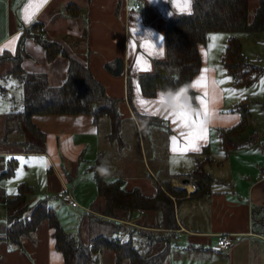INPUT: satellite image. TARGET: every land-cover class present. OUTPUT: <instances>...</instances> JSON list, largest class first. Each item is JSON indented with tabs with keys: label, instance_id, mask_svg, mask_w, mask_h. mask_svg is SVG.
Segmentation results:
<instances>
[{
	"label": "crops",
	"instance_id": "1",
	"mask_svg": "<svg viewBox=\"0 0 264 264\" xmlns=\"http://www.w3.org/2000/svg\"><path fill=\"white\" fill-rule=\"evenodd\" d=\"M257 3L258 0H248L251 16ZM135 5L140 8L130 9ZM182 8L183 0H47V3H41V0H0V60L3 58L0 61V174L5 171L10 158L16 160L14 174L0 180V238L9 227L10 211L6 208V201L15 195L13 193L20 184L33 188L26 198L29 207L46 200L47 193H56L57 196L66 192L77 206L65 204L92 218L89 214L96 213V205L103 203L95 182L94 190L90 185L88 188L79 185L76 166H80L77 159L83 160L81 157L86 150L87 143L83 138H91L95 145H99L104 137L112 144L108 139L109 123L108 133L102 134L99 126L103 118L95 125L87 115H35L31 121L45 135L42 142L20 118L7 120L11 111H22L23 89L9 74L13 67L12 58L17 54L21 56V67L26 72L45 74L50 86L58 87L66 79L67 58L57 56L48 62L43 48L26 35L29 26L36 22L43 26L45 39L60 44L71 58L86 65L92 76L104 86L107 96L118 101L121 121L135 122L134 114L137 113L155 119L160 115V120L164 118L168 122L167 128L154 125L147 138L146 155L142 153L146 175L140 184L129 176L108 178L114 167L104 164V153L95 152L93 148L96 158L89 166L101 158L102 165L111 168L107 179L121 180L126 191L137 189L152 197L161 184H169L186 192L183 198L171 197L174 229L158 226L159 211H134L131 214L120 211L118 218H108L114 226L113 239L130 241L142 256L166 251L161 264H264V146L261 145L264 141V100H243L236 98V93L231 95L232 98L227 96L229 88L232 92L241 89L233 86L221 65L228 36L217 37L219 33H211L207 41L198 46L201 66L190 84L194 97L188 93L177 97L170 91L145 97L139 86V75L151 71L153 62L165 56L168 20L174 15L189 14ZM29 16L30 21L27 20ZM212 40L218 43L217 47H211ZM21 41L22 52L19 51ZM239 41L245 56L244 44L241 39ZM117 59L123 63V72L114 76L105 65ZM262 76L250 86L259 84ZM128 80L131 85L130 102ZM193 82L199 83L193 87ZM162 94L163 102H158ZM201 98L206 102L207 112ZM245 100L248 101V125L237 137L235 146L225 151L219 131L234 128L240 123L241 117L234 107ZM250 103L259 109L251 111ZM180 112L187 113V122L177 118ZM72 135L82 140L74 142ZM59 138L66 140L59 143ZM32 145L37 146L40 152L25 150ZM122 147L116 145L120 153ZM159 151L162 153V165L157 163L161 155ZM72 156L75 162L69 160ZM23 158H39L40 161H27L28 164L23 165L29 180L14 181ZM204 159L207 162H203ZM152 160L155 163H151ZM199 164H203L212 181L208 194L191 197L195 190L194 179L187 180V175ZM37 170L45 173L44 188L38 180L31 178L32 172ZM12 178L13 181L8 182ZM69 183L72 184L71 190ZM188 186L192 187L191 191ZM49 207L58 220L55 209ZM29 215L30 212L25 214L26 217ZM129 235L133 238L124 240ZM220 236L232 239V245L225 251L212 249ZM73 238L86 244L91 240L82 226L77 227ZM63 262L47 221H41L31 234L23 236L19 245L0 241V264ZM97 264H116L114 253L102 251Z\"/></svg>",
	"mask_w": 264,
	"mask_h": 264
},
{
	"label": "trees",
	"instance_id": "2",
	"mask_svg": "<svg viewBox=\"0 0 264 264\" xmlns=\"http://www.w3.org/2000/svg\"><path fill=\"white\" fill-rule=\"evenodd\" d=\"M211 33L229 35L221 56V65L235 88L248 87L262 76L263 68L245 58L241 42L233 34L264 33V0H258L252 16L249 12L248 0H192L191 13L174 15L166 23L165 56L153 62L151 71L139 75L138 82L142 94L145 97H155L158 92L170 91L177 97L182 93L194 97L190 84L201 66L198 46L205 43ZM26 35L43 48L48 62L53 61L57 56L67 58V75L60 86L52 87L45 74L26 72L21 67V56L17 54L12 58L13 67L9 74L23 89L22 111H11L7 120L20 118L26 128L43 142L45 135L31 121L35 115H87L92 118L95 125L100 119L108 118L110 124L108 139L122 147L119 139L121 119L118 101L107 96L104 86L92 76L86 65L71 58L60 44L45 39L41 24L36 22L31 24ZM19 51L22 52V41ZM105 68L114 76H119L123 72V63L117 59L107 63ZM127 94L130 102V80L127 82ZM234 110L241 117L240 123L234 128L219 131V139L225 151L235 146L237 137L248 125L247 101L239 102ZM138 117L142 121L149 120L151 124L152 120H155L141 115ZM154 124L162 126L163 123L159 120ZM25 150L29 153L40 152L35 145L27 146ZM15 164L16 160L10 158L5 171L0 174V180L14 174ZM89 170L93 173L98 195L104 202L100 214L108 218H118L120 211L128 214L134 211H159L158 226L165 229L175 228L171 197L183 198L186 195L184 190L167 186V190L158 189L154 196L147 197L137 189L124 190L119 179L109 181L107 175L111 168L103 166L101 158H98ZM189 179H194L195 187L191 197H200L209 193L212 178L202 164L187 175V180ZM32 192L31 186L20 184L15 195L6 201V208L10 211L9 227L0 241L19 245L23 236L31 234L41 221H47L52 230L55 248L63 256V264H97V257L102 251L113 252L116 264L124 261L128 264H161L165 257L166 251L154 256H142L130 241L119 242L117 239L99 236L86 244L81 239L68 236L46 200L33 207L28 206L26 198ZM27 212H30L29 217L25 216Z\"/></svg>",
	"mask_w": 264,
	"mask_h": 264
},
{
	"label": "rangeland",
	"instance_id": "3",
	"mask_svg": "<svg viewBox=\"0 0 264 264\" xmlns=\"http://www.w3.org/2000/svg\"><path fill=\"white\" fill-rule=\"evenodd\" d=\"M217 35H218L217 37H221V35H225V33H219ZM226 35L229 36L228 34ZM233 36H236L237 38L242 40V44H244V54L247 57V59L253 64L258 65L264 69V35L262 34L249 35V34L236 33L233 34ZM217 45L218 43L212 40L211 47L215 48L217 47ZM228 79L231 80V78L229 77ZM261 79L262 80L259 82V84H254L249 87H244L241 88L240 90L239 89L236 90L235 92H232V89L229 88L227 90V96L231 97V95L234 96V94L236 93V98L239 97L242 98L243 100L245 98H248V100L249 99L264 100V74ZM16 92L17 91L14 90L13 94L16 95ZM250 109L251 111H254L255 109L256 110L259 109V106L250 103ZM120 114L121 113L119 112V115ZM134 116H135V122L132 120L121 121L122 126L120 128V136H119V139L123 145L121 153L119 149H116V145H118V143L115 142L110 144L104 137H102L100 140L102 149L100 148V144L95 145V141L93 139L83 138L87 143L86 150L84 152L83 157H81L83 158V160L80 161V159H77V162H79L80 166H76V172L79 177L78 181L81 187L88 188V186L90 185V189L94 190L95 188L93 173L88 170V168L90 167L89 165L94 162L93 161L94 157L96 158L93 148H95V152L102 151L104 153L106 160L104 164H108L114 167V171L109 175L108 178H116V177L125 178L129 176L131 179H133V182L136 181L137 184L138 183L140 184V182L143 181L145 177L144 175H146V171L143 168L142 153L143 155H146L145 149H146L147 138L152 133L153 126L155 125V127H157V125L154 123H157V121H159L161 118L160 115H157L156 119L152 120V124H151L149 123V120L146 121L140 120L137 113H135ZM163 119L160 120V122L163 123L161 127L167 128L168 122L164 121ZM101 121H102L101 126H99L100 131L102 134H106L108 133V129H109L108 119L103 118ZM0 138H1V133H0ZM65 140L66 138L58 139L59 143ZM73 140L74 142H78L79 140H82V138L77 135H74ZM159 153L161 154L160 158L159 160L157 159L156 160L159 165H162L163 164L162 153L161 151H159ZM69 160L71 161L74 160V157L73 156L69 157ZM27 161L39 162L40 159L32 158L30 160L29 158H23V160H21V164L19 165L16 178H14L15 179L14 181H17L19 179L20 180L30 179V176H27L26 174L27 171H25L23 166L28 164ZM152 162L155 163L154 160H152L151 163ZM203 162H207V159H204ZM31 176L32 179L38 180L39 184L42 185L44 188L43 180L45 177V173L43 171L41 172L37 170L35 172H32ZM10 181H13V178L8 180V182ZM68 185H69L68 187L69 190H71L72 184L69 183ZM161 186L159 188L161 191L167 190V186L171 187L169 186V184L166 185L161 184ZM12 192H14V188ZM45 198L48 201L49 206H52L55 209L58 215V221L60 222V225L64 228V231L68 236L74 237V233L76 234L77 227L82 226L83 229L85 228V230L88 231V236L91 239L99 236H105L108 239H113L112 232L114 230V226L110 224L111 220L109 221L108 217L99 213L103 208L104 202L96 205L97 208L95 209L97 211L96 213L94 212L89 214L92 217L90 218L87 214H85L81 210L79 209L74 210L73 208L69 207L71 206L70 204H68L69 206H67L60 198H57L56 193H47ZM75 211H77L79 215H77V212ZM78 216L80 217V219ZM130 237L133 238L131 235H129V236H125L124 240H128Z\"/></svg>",
	"mask_w": 264,
	"mask_h": 264
},
{
	"label": "built area",
	"instance_id": "4",
	"mask_svg": "<svg viewBox=\"0 0 264 264\" xmlns=\"http://www.w3.org/2000/svg\"><path fill=\"white\" fill-rule=\"evenodd\" d=\"M139 5H135L130 9H139ZM261 145L264 146V141L261 142ZM58 198H60L64 203L70 204L73 207L77 206V203L73 200L71 195L68 193H59L57 195ZM232 245V239L229 236H220L217 240L216 245L212 248L215 251H225Z\"/></svg>",
	"mask_w": 264,
	"mask_h": 264
},
{
	"label": "snow or ice",
	"instance_id": "5",
	"mask_svg": "<svg viewBox=\"0 0 264 264\" xmlns=\"http://www.w3.org/2000/svg\"><path fill=\"white\" fill-rule=\"evenodd\" d=\"M41 3H47V0H41ZM182 11H187V12L190 13V11H191V0H183V8H182ZM27 20L30 21L31 20V16H29L27 18ZM198 83L199 82H193V87L197 86ZM201 100L203 102V98H201ZM158 102H163V94L161 96L160 101H158ZM142 104H143V101H142ZM203 104H204L205 112H207L206 102H203ZM0 110H2V109H0ZM169 115H172V114L169 113ZM165 118L167 119L168 117H165ZM177 118L180 119V120H182V121H184V122H187L188 115L185 112H180V113L177 114ZM173 123H175V121H173Z\"/></svg>",
	"mask_w": 264,
	"mask_h": 264
},
{
	"label": "bare ground",
	"instance_id": "6",
	"mask_svg": "<svg viewBox=\"0 0 264 264\" xmlns=\"http://www.w3.org/2000/svg\"><path fill=\"white\" fill-rule=\"evenodd\" d=\"M188 190L191 191V190H192V187H189V186H188Z\"/></svg>",
	"mask_w": 264,
	"mask_h": 264
},
{
	"label": "water",
	"instance_id": "7",
	"mask_svg": "<svg viewBox=\"0 0 264 264\" xmlns=\"http://www.w3.org/2000/svg\"><path fill=\"white\" fill-rule=\"evenodd\" d=\"M184 183H186V181Z\"/></svg>",
	"mask_w": 264,
	"mask_h": 264
}]
</instances>
